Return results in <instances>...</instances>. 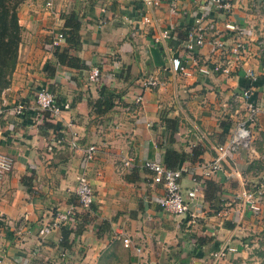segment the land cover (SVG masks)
<instances>
[{"label": "crops", "instance_id": "0c3cea01", "mask_svg": "<svg viewBox=\"0 0 264 264\" xmlns=\"http://www.w3.org/2000/svg\"><path fill=\"white\" fill-rule=\"evenodd\" d=\"M48 1L21 0L18 64L10 85L0 89V154L15 162L0 180L2 264H100L111 256L126 257V264H217L212 255L224 247L236 254L218 264L253 260V250L264 249V211L253 213L242 195L264 192V55L257 45L264 41V0H227L228 10L207 8L208 19L221 33H226L225 24H237L249 42V66L259 75L252 85L242 72L187 78L172 70V60L185 56V38L198 8L208 0H182L177 16L169 12L168 0L159 9H150L146 0H54L51 8ZM144 16L150 24L143 22ZM71 18L81 24L78 50L67 42ZM166 30L167 42L155 46L153 39ZM60 33L65 41L54 47ZM225 39L230 42L233 34ZM155 48L160 67L153 63ZM65 51L83 68L58 65L56 53ZM216 54L209 45L196 50L189 69L211 62ZM92 68L102 74L98 85L88 82ZM145 78L163 86L144 89ZM103 87L118 99L108 114L98 115L90 103L100 98ZM41 89L56 96L61 117L46 121L49 113L38 111ZM246 90L260 111L250 150L223 161V171L190 201L186 194L192 178L202 175L215 157L214 147L225 144L245 117L238 97ZM139 96L141 104L135 101ZM20 108L22 116L16 113ZM74 138L78 148L73 149ZM90 147L95 156L85 166ZM168 149L179 155V168L189 169L180 181L190 209L184 215L160 209L164 192L144 165L166 167ZM82 172L94 192L91 211L80 212L73 225L44 233L57 213L77 206L76 178ZM68 226L78 236L64 249L60 243ZM126 237L141 254L134 247L123 248Z\"/></svg>", "mask_w": 264, "mask_h": 264}, {"label": "built area", "instance_id": "2783aa9c", "mask_svg": "<svg viewBox=\"0 0 264 264\" xmlns=\"http://www.w3.org/2000/svg\"><path fill=\"white\" fill-rule=\"evenodd\" d=\"M54 0H49L48 7L53 6ZM182 0H168L167 7L169 12L175 16L179 14L180 3ZM146 5L150 9H159L162 6V0H146ZM212 8L216 10H228L229 3L227 0H208L204 5L198 8V17H196L195 25L189 28L187 38H185V56L179 59L172 60V70L176 73L182 74L187 78L197 76L209 77L211 74H217L224 77H231L233 74L242 72L245 78L249 81V85L255 84L259 75L256 71L249 66L251 59L250 44L245 41L244 34L238 28L237 24L228 23L225 24L226 33H221L211 19L209 20L208 9ZM145 24H150V20L147 16L143 17ZM205 25V26H204ZM228 33L233 34V39L228 42L225 38ZM170 37L169 30L162 33L158 39H153L155 46H159L162 43L167 42ZM65 41V35L59 34L54 42L53 46L58 47ZM209 45L217 52L215 58L198 69L192 71L188 65L190 61H195L194 54L196 50ZM260 54L264 55V41H257ZM156 49V48H155ZM89 83L98 85L103 81L102 74L98 68H92L88 74ZM141 86L144 89L152 90L162 87L161 81L158 79L145 78L141 82ZM242 99L245 104L246 114L235 127L228 141L223 145H217L214 147L215 157L212 163L203 171L202 175L192 178L193 187L187 191V198L190 201L195 200L200 194H202V185L207 181L213 179L218 172L223 171V161L238 154L240 151H249L253 141V129L258 123L259 108L250 102L249 90L243 91L238 97ZM137 103H143V97L139 96L135 100ZM37 109L41 113H49L50 118L56 119L61 117L63 109L59 107L56 96L48 89H41L36 94ZM23 108L17 110V115H23ZM72 148H78L77 140L72 139ZM95 156V147L88 148L84 153V163L87 166L93 161ZM15 162L11 157L0 154V180L14 169ZM125 166L129 167L130 162L126 161ZM145 167L152 174V183L156 186H160L164 192L163 197L158 201V206L167 215H184L190 211L189 205L182 195L181 178L184 173H187L189 169L185 166L177 169H167L162 165H158L152 162H146ZM14 167V168H13ZM77 206L71 207L68 211L63 213H57L54 219L46 224L43 228L44 233H51L56 229H61L67 225H73L76 221L77 215L80 212L91 211V206L94 202V192L87 175L82 172L76 178V190ZM247 208L253 213H261L264 211V192L260 189L245 191L242 195ZM62 243V239H61ZM60 243V244H61ZM122 246L125 249L134 250L137 254H141L140 248L133 246L130 238L126 237L122 240ZM236 254V250L231 247H224L214 252L212 255L213 263H221L227 260L229 254ZM0 264H2L0 260Z\"/></svg>", "mask_w": 264, "mask_h": 264}, {"label": "trees", "instance_id": "16d2710c", "mask_svg": "<svg viewBox=\"0 0 264 264\" xmlns=\"http://www.w3.org/2000/svg\"><path fill=\"white\" fill-rule=\"evenodd\" d=\"M7 2L8 0H0V82L5 76L9 77L10 75H13L15 71V68L18 64L19 47L21 45L23 36L18 18V8L21 1L16 2L12 6H7ZM66 26L67 29H70V37L67 39V42L70 45L75 46V49L78 50L79 37L77 32L81 24L79 22H74L73 18H71L67 21ZM56 59L57 64L61 67H66L71 70L78 71L83 68L81 61L70 55V51L57 52ZM48 69L49 75L53 76L55 74V68L52 66V64ZM116 99H118V97L113 92L103 87L100 90V98L97 101L90 103V106L95 114L106 115L114 107V101ZM48 116L45 120L51 121L52 118H48ZM196 152L197 151L193 152L194 156H197ZM178 160L179 155L175 151L168 149V151L166 152L164 164L166 168H179ZM0 226H2L1 223ZM72 236H78V232L73 231V229L68 226L64 229L62 236L61 246L64 249L70 248L69 244Z\"/></svg>", "mask_w": 264, "mask_h": 264}, {"label": "rangeland", "instance_id": "374dc122", "mask_svg": "<svg viewBox=\"0 0 264 264\" xmlns=\"http://www.w3.org/2000/svg\"><path fill=\"white\" fill-rule=\"evenodd\" d=\"M21 0H8L7 6H12L16 2H20ZM11 78H13V75H10L9 77L5 76L1 82H0V89L7 88L10 85ZM262 247H264V244H262ZM117 252V250H116ZM253 260H247L246 264H264V249L258 247L255 250H253V256L251 259ZM126 257L120 258V257H109L103 259L100 264H126Z\"/></svg>", "mask_w": 264, "mask_h": 264}, {"label": "water", "instance_id": "95a60500", "mask_svg": "<svg viewBox=\"0 0 264 264\" xmlns=\"http://www.w3.org/2000/svg\"><path fill=\"white\" fill-rule=\"evenodd\" d=\"M152 58H153V63L155 67H160L161 66V61H160V51L157 49H152Z\"/></svg>", "mask_w": 264, "mask_h": 264}]
</instances>
